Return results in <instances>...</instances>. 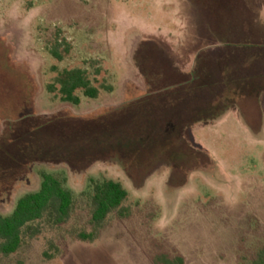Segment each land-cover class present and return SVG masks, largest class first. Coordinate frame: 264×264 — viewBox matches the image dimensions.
Masks as SVG:
<instances>
[{
  "label": "rangeland",
  "instance_id": "rangeland-1",
  "mask_svg": "<svg viewBox=\"0 0 264 264\" xmlns=\"http://www.w3.org/2000/svg\"><path fill=\"white\" fill-rule=\"evenodd\" d=\"M54 67L87 69L99 97L63 102ZM107 128L137 150L90 140ZM42 135L65 153L40 159ZM0 147V213L42 169L76 199L0 264H246L264 246V0H0ZM90 177L121 181L130 215L83 241Z\"/></svg>",
  "mask_w": 264,
  "mask_h": 264
},
{
  "label": "trees",
  "instance_id": "trees-1",
  "mask_svg": "<svg viewBox=\"0 0 264 264\" xmlns=\"http://www.w3.org/2000/svg\"><path fill=\"white\" fill-rule=\"evenodd\" d=\"M62 42L58 39L50 49L51 54L60 61L71 51V45ZM54 68L57 75L52 82L47 84V89L55 96H59L63 102L80 105L82 98L79 92L89 98L99 97L100 87L95 85L87 69L82 67ZM152 102L155 104L154 101ZM35 129L38 128L26 131L27 135L24 141H28ZM85 131L84 135L95 136L89 130ZM103 131L96 135V138H90V140L95 139L97 146L105 148L106 151H114V149L123 151L125 147L137 150V146L133 145L131 140L128 142L115 135V130L107 128ZM141 143L147 144L144 141ZM28 145L33 152L36 151L34 153H38V157L42 160H52L53 157H58L59 152L65 153L61 146L44 135L37 140L34 139L30 144L27 143ZM0 151H2L1 147ZM19 151L28 158L29 155L34 154L26 153L25 150ZM64 160L71 163L69 159ZM39 175L41 183L38 190L22 195L17 200L12 212L0 213V255L9 256L16 253L27 239L40 235L47 227H61L73 217L76 199L73 190L67 184V177L62 173L46 169H42ZM86 195L91 212L90 229L86 227L73 231L74 236L80 240H96L111 214L116 213L123 218L130 215V211L125 205L130 193L119 180L108 177H90L89 190L86 191ZM46 255L52 256L47 252ZM156 262L159 264H183L184 259L181 256L176 258L164 256L156 259ZM246 264H264V246Z\"/></svg>",
  "mask_w": 264,
  "mask_h": 264
},
{
  "label": "crops",
  "instance_id": "crops-1",
  "mask_svg": "<svg viewBox=\"0 0 264 264\" xmlns=\"http://www.w3.org/2000/svg\"><path fill=\"white\" fill-rule=\"evenodd\" d=\"M232 54V53H231Z\"/></svg>",
  "mask_w": 264,
  "mask_h": 264
}]
</instances>
